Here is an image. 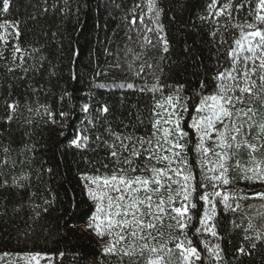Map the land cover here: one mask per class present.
<instances>
[{
    "label": "snow or ice",
    "instance_id": "1",
    "mask_svg": "<svg viewBox=\"0 0 264 264\" xmlns=\"http://www.w3.org/2000/svg\"><path fill=\"white\" fill-rule=\"evenodd\" d=\"M67 6L68 0L63 4L40 0L39 5H33L30 18L37 19V11L43 15L57 8L65 13ZM11 7L12 0H0V65L15 79L17 70L29 72L28 60L40 49L21 47V21L6 18ZM162 12L159 0H133L123 18L128 40L145 51L158 49L159 61L143 59V51L128 47L125 55L130 53L133 58L123 63L117 59L110 66L130 74L119 82L113 80L112 88L144 96L146 103L132 105L126 119L115 120H109L112 113L107 104L89 113L90 105L85 103L81 110L90 118L74 129L70 140L71 146L98 157L85 160L91 171L81 177L90 201L87 228L101 239L107 237L101 254L115 257L117 264H221L224 250L219 217L237 213L239 200L246 198L234 185H264V117L257 119L260 113L256 107L257 103L264 107V0H204L197 19L211 37L215 63L210 76L202 72L203 78L192 89L165 78L170 45L163 34ZM194 29L200 30L195 23ZM194 45L185 43L184 51L203 68L204 61ZM7 88V111L0 116V125L10 129L19 118L20 104L12 98L11 83ZM41 90L42 86L33 88L32 93L35 96ZM33 104L26 109L33 116L61 129L69 127L71 112H56L39 99ZM2 152L0 169L14 168L10 149L5 146ZM27 180L21 176L9 185L3 179L0 188H22ZM253 195L264 199V192ZM44 203L47 207L37 205L33 210L37 217L54 207L52 201ZM252 228L249 220L243 231ZM244 239L253 237L245 235ZM254 239L262 241L264 237L257 232ZM250 247L255 249L256 243ZM237 252L250 254L244 246ZM17 256L25 264L52 259L41 252Z\"/></svg>",
    "mask_w": 264,
    "mask_h": 264
},
{
    "label": "trees",
    "instance_id": "2",
    "mask_svg": "<svg viewBox=\"0 0 264 264\" xmlns=\"http://www.w3.org/2000/svg\"><path fill=\"white\" fill-rule=\"evenodd\" d=\"M63 3L64 0H60V4ZM132 3L133 0H115V3L113 0H68L65 13L59 8L43 15L37 11V19L33 20L30 18L33 5H39L40 0H12L6 18L21 21V47L29 49L31 45L40 51L28 60L29 72L17 70L15 79L0 65V116L7 111L4 100L8 96V83L12 84V98L18 99L20 104L19 118L10 129L0 125V133H4L0 136V156L6 146L10 149V159L16 162L14 168L0 169V180L7 179L8 184L13 185L15 178L28 177L22 188H0V253H48L53 257V264H117L115 257H103L94 240L82 230L90 215V201L81 177L91 171L85 160L98 157L91 151L71 146L70 140L74 129H79L81 122L90 118L89 113L95 107L107 104L112 113L108 118L115 120L117 117L126 119L132 105L146 103L144 96L112 88L113 80L130 78V74L110 67L117 59L123 63L126 58H133L130 53L125 55L128 47L143 51V59L153 62L159 61L161 55L158 49L145 51L128 40L123 18ZM203 5L204 0H159L163 9L160 17L163 34L170 45L165 78L169 83H184L189 89L197 86L198 80L203 78L202 72L210 76L215 63L211 37L207 28H200L197 19ZM194 23L199 31L194 29ZM193 42L196 53L204 61L203 68L184 51L185 43L192 45ZM74 52L78 55H73ZM97 72L101 74L97 76ZM41 86L42 90L34 96L32 89ZM65 92L71 95H64ZM36 99L56 112H71L69 127L61 129L29 113L27 106ZM85 103L90 105L89 113L81 110ZM256 107L260 113L257 119L264 117V107L259 103ZM29 119L31 123L27 122ZM32 146L34 150L30 151ZM190 156L194 161V155L190 153ZM48 168L52 171L48 172ZM234 186L242 190L240 194L264 192V185L260 184L248 188L244 184ZM45 200L52 201L54 207L37 217L33 210L37 205L47 207ZM249 217L253 218L244 209L222 213L219 217L218 231L223 237L220 243L224 250L221 264H264V240H255L252 230L243 231ZM232 221L241 227H235ZM245 235L253 240H245ZM252 243H256L255 249L250 247ZM241 246L250 254L240 255L237 249Z\"/></svg>",
    "mask_w": 264,
    "mask_h": 264
},
{
    "label": "rangeland",
    "instance_id": "3",
    "mask_svg": "<svg viewBox=\"0 0 264 264\" xmlns=\"http://www.w3.org/2000/svg\"><path fill=\"white\" fill-rule=\"evenodd\" d=\"M85 184L86 181L82 179V185L83 189L85 191ZM241 196H244L246 198L240 199V210H245L247 214H251L253 218L249 217V220H251L253 224V228L251 229L255 234L257 232L261 235V237H264V199L255 197L254 195H246V194H240ZM88 221L84 224L82 227L83 232L91 237L99 250L102 253V247L107 242V237H104L103 239L97 237L94 232L91 231V229L87 228ZM209 240H213L210 237H207ZM8 255H5V253H0V264H25L23 260L18 259L17 254L22 253H7ZM48 254V253H46ZM50 257H52L51 254H48ZM53 257L51 260H41L40 264H53Z\"/></svg>",
    "mask_w": 264,
    "mask_h": 264
}]
</instances>
